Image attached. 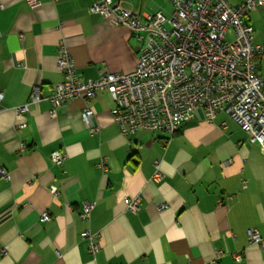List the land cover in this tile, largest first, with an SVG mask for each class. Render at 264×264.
Instances as JSON below:
<instances>
[{"label":"crops","instance_id":"crops-1","mask_svg":"<svg viewBox=\"0 0 264 264\" xmlns=\"http://www.w3.org/2000/svg\"><path fill=\"white\" fill-rule=\"evenodd\" d=\"M99 1L45 0L32 9L26 0H0V168L7 174L0 175V264H264V249L248 237L256 229L264 240V148L227 113L209 120L198 109L173 136H125L107 92L53 112L51 95L64 78L61 43L82 80L136 69L139 39L92 11ZM127 7L173 14L171 0H127ZM247 18L264 49V7ZM258 66L264 76V53ZM35 88L42 100L17 131L16 109ZM87 107L97 132L81 118ZM57 151L67 155L63 167L51 159ZM135 197L137 213L127 209ZM86 202L94 203L89 220ZM43 211L50 221H41ZM86 230L98 235L95 254Z\"/></svg>","mask_w":264,"mask_h":264},{"label":"built area","instance_id":"built-area-1","mask_svg":"<svg viewBox=\"0 0 264 264\" xmlns=\"http://www.w3.org/2000/svg\"><path fill=\"white\" fill-rule=\"evenodd\" d=\"M26 1L32 9L46 4L45 0ZM171 1L170 17L161 11H134L127 7V0H100L94 4L92 11L114 26L129 28L139 39L136 69L129 74L103 70L95 79L82 80L74 59L61 43L59 67L64 78L51 95L53 112L69 101H89L97 93L107 92L116 104L111 113L125 136L139 131L173 136L198 109H203L209 120L225 112L250 134L252 142L264 148V76L258 66L264 49L254 43V28L247 18L252 11L264 7V0H243L237 5H231L229 0ZM41 100V91L35 88L29 103L17 107V131L27 126L21 121L23 115ZM81 118L91 126L95 110L85 108ZM90 130L97 132L99 127L91 126ZM51 159L63 167L67 155L57 151ZM101 165L107 169L105 160ZM0 175L7 178L1 168ZM155 178L161 175L156 172ZM243 187H247V181ZM51 192L53 197L59 195L56 187ZM93 209L94 203H84L82 218L89 220ZM127 209L137 213L139 198H131ZM50 220L49 212L43 211L41 221ZM82 237L89 241L92 253L100 250L97 234L86 230ZM248 237L250 243L264 249V240L256 229H249Z\"/></svg>","mask_w":264,"mask_h":264}]
</instances>
